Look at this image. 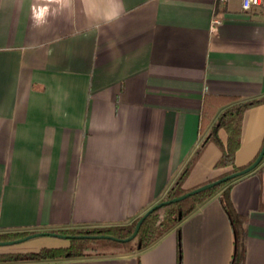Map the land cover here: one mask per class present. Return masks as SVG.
Here are the masks:
<instances>
[{
    "label": "crops",
    "instance_id": "1",
    "mask_svg": "<svg viewBox=\"0 0 264 264\" xmlns=\"http://www.w3.org/2000/svg\"><path fill=\"white\" fill-rule=\"evenodd\" d=\"M240 1L0 0V234L128 224L160 202L209 130L205 98L264 96V6ZM263 141L264 104L244 113L234 165ZM220 156L208 143L184 188L227 172ZM229 198L248 218L244 264H264V161ZM234 251L218 193L149 248L87 263L230 264Z\"/></svg>",
    "mask_w": 264,
    "mask_h": 264
},
{
    "label": "trees",
    "instance_id": "2",
    "mask_svg": "<svg viewBox=\"0 0 264 264\" xmlns=\"http://www.w3.org/2000/svg\"><path fill=\"white\" fill-rule=\"evenodd\" d=\"M262 104H264V96L249 100H240L239 98L231 96L208 95L203 104L202 116L200 120V133H203L208 127L209 130L198 149L190 157L181 173L170 185L160 202L178 198L202 185L221 179L249 166L255 159L247 166L236 167L234 165V157L240 146L244 113L248 109ZM220 130H223L226 133L225 143H222L219 139L218 132ZM208 143L216 144L221 151V156L215 163L214 167L228 170L219 177L198 187L185 189L184 182L192 170L195 162L198 160L201 152ZM263 161L264 156L260 164ZM240 178L241 177L219 184L213 188L187 197L177 203L159 207L144 219L135 238L128 243H120L106 239L72 238L68 240L69 244L65 248H43L37 252L25 254L0 252V264L22 262H39L41 264H49L52 261H58L62 258L69 259L81 256L87 257L89 255H96V257L99 258L115 256L117 254H122L123 252H125L124 254L139 252L155 244L170 231H179L180 224L186 217L218 193L220 195L222 207L228 215L235 233V251L230 264H244L246 226L248 218L234 211L229 198L230 186ZM140 217L128 224L87 229L59 230L54 233L74 237L109 236L115 239H126L133 233L135 225ZM33 233L35 232H9L0 234V242L18 240Z\"/></svg>",
    "mask_w": 264,
    "mask_h": 264
},
{
    "label": "water",
    "instance_id": "3",
    "mask_svg": "<svg viewBox=\"0 0 264 264\" xmlns=\"http://www.w3.org/2000/svg\"><path fill=\"white\" fill-rule=\"evenodd\" d=\"M264 156V141L262 144V147L257 155V157L255 158V160L246 168H244L243 170L234 172L232 174H229L221 179L215 180L213 182L207 183L205 185H202L194 190H191L190 192H187L186 194L178 197V198H174L168 201H163V202H159L155 205H153L151 208H149L146 212H144V214H142V216L139 218V220L137 221L134 231L133 233L126 239H115L113 237H109V236H81V237H74V236H67V235H61V234H57L54 232H37V233H33L30 234L28 236H25L24 238L18 239V240H14V241H8V242H0V247H9V246H13V245H18L21 243H24L26 241H29L31 239L34 238H39V237H51V238H57V239H72V238H89V239H106V240H111V241H116V242H120V243H128L131 240H133L142 224V222L144 221V219L150 214L152 213L154 210L158 209L159 207L165 206V205H169V204H173V203H177L179 201H182L184 199H186L187 197H190L192 195L198 194L202 191H205L207 189L213 188L219 184L225 183L227 181H230L232 179L235 178H239L242 176H245L247 174H249L250 172H252L262 161Z\"/></svg>",
    "mask_w": 264,
    "mask_h": 264
},
{
    "label": "rangeland",
    "instance_id": "4",
    "mask_svg": "<svg viewBox=\"0 0 264 264\" xmlns=\"http://www.w3.org/2000/svg\"><path fill=\"white\" fill-rule=\"evenodd\" d=\"M94 228V227H93ZM80 229H87V228H80ZM72 230V229H71ZM36 233V232H35ZM59 242L58 244H60L61 246L58 247H50L52 249L55 248H65L68 246V240L67 239H58ZM27 242V241H26ZM48 248V247H45ZM43 249V248H41ZM18 250H27L28 252H18ZM40 249H34V248H28V247H19L18 245H13V246H9V247H0V252H12V253H33V252H37ZM125 251V250H124ZM125 252H123L122 254H124ZM122 254H117V255H122ZM116 256V255H115ZM98 257H96V255H89V256H81V257H75V258H69V259H60L58 261H52V264L54 262H60V261H64V260H68L69 262H71L70 264H88L87 262H89L92 259H96Z\"/></svg>",
    "mask_w": 264,
    "mask_h": 264
},
{
    "label": "built area",
    "instance_id": "5",
    "mask_svg": "<svg viewBox=\"0 0 264 264\" xmlns=\"http://www.w3.org/2000/svg\"><path fill=\"white\" fill-rule=\"evenodd\" d=\"M221 3H227L228 0H220ZM241 10L244 12H249L253 9L260 8L264 6V0H241L240 1ZM217 21H214V24H217Z\"/></svg>",
    "mask_w": 264,
    "mask_h": 264
}]
</instances>
